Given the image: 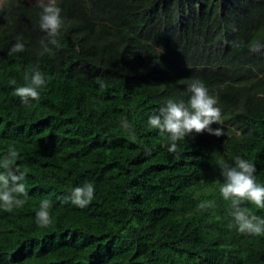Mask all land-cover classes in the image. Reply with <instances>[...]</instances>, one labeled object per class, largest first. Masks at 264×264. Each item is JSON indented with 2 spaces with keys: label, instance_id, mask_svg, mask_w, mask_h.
Segmentation results:
<instances>
[{
  "label": "trees",
  "instance_id": "trees-1",
  "mask_svg": "<svg viewBox=\"0 0 264 264\" xmlns=\"http://www.w3.org/2000/svg\"><path fill=\"white\" fill-rule=\"evenodd\" d=\"M0 1V157L15 147L28 172V202L0 209V264H264V235L233 225L217 163L246 158L264 183V0H59L65 27L44 55L38 4ZM17 36L25 51L9 54ZM33 69L48 83L25 105L15 89ZM191 79L218 96L222 135H188L177 158L147 119L187 100ZM86 180L96 194L79 208L69 194Z\"/></svg>",
  "mask_w": 264,
  "mask_h": 264
},
{
  "label": "clouds",
  "instance_id": "clouds-1",
  "mask_svg": "<svg viewBox=\"0 0 264 264\" xmlns=\"http://www.w3.org/2000/svg\"><path fill=\"white\" fill-rule=\"evenodd\" d=\"M40 8L39 25L47 34L48 40L42 41L40 55L50 53L49 45L58 46L57 39L61 30L65 27L62 17V9L57 0H37ZM26 42L21 36H17L10 53L25 51ZM24 84L15 89L16 95L21 97V102L29 105L38 102L41 90L48 80L38 69L25 72ZM184 95L188 99L169 98L165 104L148 117L147 124L154 130H159L163 137L164 145L169 153L179 158L181 147L179 142L193 133L208 132L216 136L222 135L221 128H213L214 123L221 124L222 109L219 107L218 96L212 95L205 83L200 79L186 80ZM12 84H16L13 80ZM101 83V87H103ZM122 126L131 130L132 125L125 119ZM130 138L135 141L136 135L130 131ZM20 152L15 147H10L3 157H0V209L13 213L22 208L28 202V190L26 180L28 172L21 170L16 163ZM217 163L221 169L223 183L220 185V194L225 201H231L230 216L232 223L240 233L264 235V217L250 215L249 211L242 207L243 201L247 200L260 209H264V183L257 182L256 164L241 156L234 157V163L229 165L223 160ZM96 187L92 181H85L81 185L72 188L69 199L79 208H85L95 198ZM213 202H201L199 207H210ZM52 202L49 199L40 201L39 209L35 213V223L38 227L47 228L54 223L51 212Z\"/></svg>",
  "mask_w": 264,
  "mask_h": 264
},
{
  "label": "rangeland",
  "instance_id": "rangeland-1",
  "mask_svg": "<svg viewBox=\"0 0 264 264\" xmlns=\"http://www.w3.org/2000/svg\"><path fill=\"white\" fill-rule=\"evenodd\" d=\"M29 2H31V3H33V4H36L37 3V0H28ZM59 0H57V2H58ZM0 3H1V1H0Z\"/></svg>",
  "mask_w": 264,
  "mask_h": 264
}]
</instances>
